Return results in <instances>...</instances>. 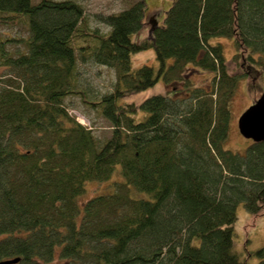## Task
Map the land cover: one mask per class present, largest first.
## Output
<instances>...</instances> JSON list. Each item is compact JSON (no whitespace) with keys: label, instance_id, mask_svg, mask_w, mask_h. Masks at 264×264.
I'll return each mask as SVG.
<instances>
[{"label":"trees","instance_id":"1","mask_svg":"<svg viewBox=\"0 0 264 264\" xmlns=\"http://www.w3.org/2000/svg\"><path fill=\"white\" fill-rule=\"evenodd\" d=\"M173 4L133 41L145 0L99 15L107 32L77 0H0V23L29 30L0 41V261L247 264L235 249L237 207L264 215V140L244 155L224 143L239 77L264 67V0ZM216 37L234 39L230 62ZM152 48L158 68L133 69L132 55ZM80 61L113 69L112 89L79 86ZM197 74L211 83L196 86ZM159 80L183 88L130 102ZM73 95L110 123V138L70 112ZM90 181L109 184L81 201ZM256 255L264 264V245Z\"/></svg>","mask_w":264,"mask_h":264},{"label":"rangeland","instance_id":"2","mask_svg":"<svg viewBox=\"0 0 264 264\" xmlns=\"http://www.w3.org/2000/svg\"><path fill=\"white\" fill-rule=\"evenodd\" d=\"M82 4L85 10L86 17L89 21L90 27L93 30L100 32H107L110 28L107 25L101 23L99 15H107L124 10L136 1V0H77ZM33 3L39 2V0H32ZM145 26L138 33H135L132 37L133 41H140L145 37L151 36V29L154 20L157 23L162 24L166 12L170 9L174 0H145ZM29 33L28 25L25 21L16 24L0 23V41L3 38H7L8 35L12 37H26ZM213 43H221L224 47L225 56L230 62L235 54V42L233 38L229 37H216L212 40ZM1 45V44H0ZM6 50L13 52H22L25 49L23 43L14 44L6 43ZM155 50L152 48L147 51H143L132 55L133 69H138L143 65H149L158 68ZM231 65V71L239 75L243 72V67L235 64ZM79 78L81 87H90L93 89L97 96H101L103 93L110 91L115 84L116 76L113 69L106 66L94 64L92 62L78 63ZM248 67V66H245ZM192 75V74H191ZM205 75V74H202ZM196 86L202 84L206 87L210 84V76L205 78L201 74L193 76ZM207 79V80H206ZM182 84H169L167 85L163 80L150 87L147 90L139 92L130 99V102L142 103L145 99L152 95H165L172 96L170 92L174 90L182 89ZM264 94V67L254 64L251 75H241L238 79L237 89L231 99V121L228 138L224 143V147L235 153L244 155L246 154L248 146L253 142L252 139L245 138L239 129V120L243 114L260 99ZM69 110L72 114L86 124L89 128L93 129L95 136L101 142L111 137L112 128L110 123L100 115L95 109L83 103L80 96L73 95L67 99ZM96 182V183H93ZM98 183V184H97ZM101 182L90 181L87 183L86 195L84 194L81 201H85L90 196L96 194L99 191L107 190L106 185L108 182L99 185ZM99 185V186H98ZM115 187L111 185L110 191L105 193L114 192ZM136 193V190H134ZM100 194V193H99ZM144 197H148L147 194L142 193ZM139 196V195H136ZM87 199V200H88ZM238 220L235 224V249L240 255L241 259L246 260L247 264H259L260 259L256 255V251L264 245V215L254 217L244 203H240L237 207Z\"/></svg>","mask_w":264,"mask_h":264},{"label":"water","instance_id":"3","mask_svg":"<svg viewBox=\"0 0 264 264\" xmlns=\"http://www.w3.org/2000/svg\"><path fill=\"white\" fill-rule=\"evenodd\" d=\"M153 23L154 27L158 24L156 20ZM239 129L245 138L252 139L254 142L264 140V94L240 118ZM19 261L20 258L7 259L0 261V264H16Z\"/></svg>","mask_w":264,"mask_h":264}]
</instances>
